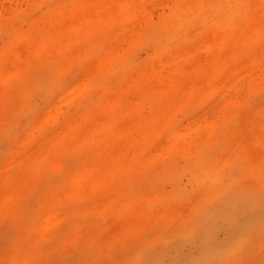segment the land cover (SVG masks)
Wrapping results in <instances>:
<instances>
[{
  "label": "rangeland",
  "instance_id": "rangeland-1",
  "mask_svg": "<svg viewBox=\"0 0 264 264\" xmlns=\"http://www.w3.org/2000/svg\"><path fill=\"white\" fill-rule=\"evenodd\" d=\"M0 264H264V0H0Z\"/></svg>",
  "mask_w": 264,
  "mask_h": 264
}]
</instances>
